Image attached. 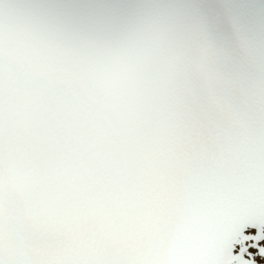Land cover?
Masks as SVG:
<instances>
[{"label":"snow or ice","instance_id":"1","mask_svg":"<svg viewBox=\"0 0 264 264\" xmlns=\"http://www.w3.org/2000/svg\"><path fill=\"white\" fill-rule=\"evenodd\" d=\"M0 264H264V0H0Z\"/></svg>","mask_w":264,"mask_h":264}]
</instances>
